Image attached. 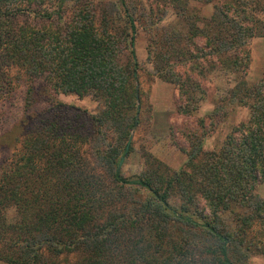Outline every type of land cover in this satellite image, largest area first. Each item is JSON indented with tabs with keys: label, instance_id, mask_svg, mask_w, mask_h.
Masks as SVG:
<instances>
[{
	"label": "trees",
	"instance_id": "16d2710c",
	"mask_svg": "<svg viewBox=\"0 0 264 264\" xmlns=\"http://www.w3.org/2000/svg\"><path fill=\"white\" fill-rule=\"evenodd\" d=\"M70 2L74 15L59 27ZM138 2L0 0V96L23 81L24 107L35 113L42 80L52 99L0 169V261L248 264L264 254V198L257 191L264 182V75L247 79L250 42L264 37V0H155L171 5L186 27H158L149 48L154 74L179 89V112L194 114L206 89L176 66L191 63L207 78L204 67L217 58L234 84L218 99L211 124L230 107L249 113L210 149L201 118L200 130L186 134L179 169L145 150L142 172L125 176L119 164L143 103L135 45L137 22L146 15ZM194 2L213 4V14ZM58 91L91 95L101 108L82 113L58 101L52 94Z\"/></svg>",
	"mask_w": 264,
	"mask_h": 264
},
{
	"label": "rangeland",
	"instance_id": "374dc122",
	"mask_svg": "<svg viewBox=\"0 0 264 264\" xmlns=\"http://www.w3.org/2000/svg\"><path fill=\"white\" fill-rule=\"evenodd\" d=\"M92 2L95 5L108 3L112 0H83ZM152 0H139L140 8L143 7L144 15L137 22L136 34V52L140 63V81L142 89V110L141 124L135 128L131 134L127 146L132 147L131 151L126 150L122 156L119 166L125 176L139 174L145 167L144 151H150L154 156L166 163L172 169H179L187 159L185 149L189 147L187 132L200 130L199 120L205 118L208 125L209 136L206 139L205 147L207 149L217 147L221 144L230 128L245 120L248 117V109L236 106L234 110L230 109L228 116L222 118L214 116L215 125L211 124L210 113L217 106L218 99L226 95L227 88L234 84L233 73L227 66H222L218 59L213 66H206L210 69L207 78H203L199 69L194 70L193 64L188 63L184 66H176L179 73L187 71L195 79L201 81L206 89V96L200 102L199 109L192 115L180 113L178 107L183 103L177 86L165 82L154 74V67L150 59V44L152 34L158 27L164 30L184 31L185 24L171 5L158 4ZM151 5V9H150ZM193 6L200 8L201 12L210 16L213 14V4H203L194 2ZM150 9V13H149ZM75 4L69 3L64 21H59L58 26L63 27L64 22L74 15ZM151 15V16H150ZM264 19V13L260 14ZM149 17L151 19H149ZM33 17H28L27 21H33ZM57 21L47 23L46 26L55 27ZM199 45L203 44L202 39H198ZM251 63L248 69L247 79L251 82L259 81L264 75V37H255L250 45ZM203 64L206 62L201 59ZM219 66V67H217ZM44 89L40 91V104L35 107V113L45 112L48 109L50 100L49 86L40 81ZM26 85L19 81L14 87V91L0 96V169L7 164L12 155L20 149L21 143L26 134L37 127L38 116L35 113H28L24 107V92ZM42 94V95H41ZM58 101L67 106L79 108L82 113H94L101 108V104L91 95L80 97L76 94L63 92L52 93ZM52 101V99L50 100ZM141 106V105H140ZM74 110V109H70ZM228 111V110H227ZM35 115V116H34ZM42 115V114H41ZM47 117V113L43 114ZM49 120L51 118H48ZM81 129V127H79ZM31 130V131H32ZM113 135H110L112 137ZM97 164V161H96ZM257 191L264 198V182L259 184ZM177 202H180V198ZM8 218L13 219L16 216L14 209H8ZM0 263H5L0 261ZM248 264H264V254H255L251 256Z\"/></svg>",
	"mask_w": 264,
	"mask_h": 264
},
{
	"label": "crops",
	"instance_id": "0c3cea01",
	"mask_svg": "<svg viewBox=\"0 0 264 264\" xmlns=\"http://www.w3.org/2000/svg\"><path fill=\"white\" fill-rule=\"evenodd\" d=\"M0 264H9V263H6V262H5V263H0Z\"/></svg>",
	"mask_w": 264,
	"mask_h": 264
},
{
	"label": "water",
	"instance_id": "95a60500",
	"mask_svg": "<svg viewBox=\"0 0 264 264\" xmlns=\"http://www.w3.org/2000/svg\"><path fill=\"white\" fill-rule=\"evenodd\" d=\"M127 148H129V146H127Z\"/></svg>",
	"mask_w": 264,
	"mask_h": 264
}]
</instances>
